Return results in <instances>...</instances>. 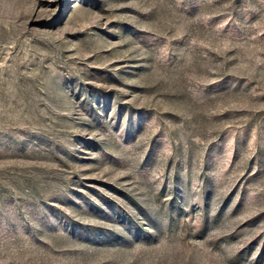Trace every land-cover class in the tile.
<instances>
[{
	"label": "rangeland",
	"instance_id": "1",
	"mask_svg": "<svg viewBox=\"0 0 264 264\" xmlns=\"http://www.w3.org/2000/svg\"><path fill=\"white\" fill-rule=\"evenodd\" d=\"M0 264H264V0H0Z\"/></svg>",
	"mask_w": 264,
	"mask_h": 264
}]
</instances>
